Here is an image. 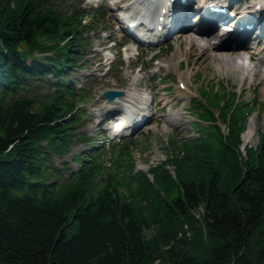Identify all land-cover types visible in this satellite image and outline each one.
I'll use <instances>...</instances> for the list:
<instances>
[{"label":"trees","instance_id":"trees-1","mask_svg":"<svg viewBox=\"0 0 264 264\" xmlns=\"http://www.w3.org/2000/svg\"><path fill=\"white\" fill-rule=\"evenodd\" d=\"M98 14L65 13L47 0H0V264H153L147 222L120 199L111 177L97 188L103 153L82 157L77 171L61 170L53 159L83 139L78 104L84 90L69 76L83 61L84 20ZM48 76L52 90L32 93L31 82ZM239 103L219 108L228 132L216 127L217 150L198 140L199 162L209 153L216 154L215 163L228 157L239 141L234 129L247 116ZM246 154L242 169L230 174L217 167L199 178L184 168L191 159L179 156L162 163L173 164L174 177L162 165L150 170L153 187L167 180L181 187L179 197L165 201L162 227L201 208L211 243L202 257L175 254L169 262L264 264V241L257 242L264 234V147H248ZM166 234L185 247L181 226Z\"/></svg>","mask_w":264,"mask_h":264},{"label":"rangeland","instance_id":"rangeland-1","mask_svg":"<svg viewBox=\"0 0 264 264\" xmlns=\"http://www.w3.org/2000/svg\"><path fill=\"white\" fill-rule=\"evenodd\" d=\"M47 1L55 2L65 13H70L73 8H77L79 12L95 9L100 13L95 18L84 20L88 27L84 29L86 42L83 61L72 69L69 76L70 83L76 89L84 90V100L78 104V109L83 114L78 124V132L83 139H78L67 155L54 156L55 165L61 170H65L63 167L66 165L71 171H77L82 164V157L87 156L86 160H89L90 156L103 153V170L97 178V188H102L104 180L111 177V185L117 189L120 199L135 208L139 217L147 222L144 235L152 249L153 264H172V260L169 261L175 254L197 257L207 254L211 243L207 241L201 208L191 212L186 220L181 218L166 224L165 228L162 227L165 201L179 197L181 187L174 180H167L165 184H156L157 186L153 187L149 184V181L153 180L150 170L159 168L172 156H179L191 159V167L184 168L192 174H198L199 178L208 176L210 171L217 167L225 174H230L235 169L239 172V169H242V161L248 160V147L253 150L264 147V76L257 80L252 77V72H249L248 81L243 83L239 76H233L228 70L219 69L211 63L209 54L198 55L189 66L185 61L170 62L168 66L167 59L179 50L178 42L173 41V38L183 32L156 44H141L139 39L136 40L122 25L123 17L132 14L133 7L127 0ZM246 2L231 8L232 16L237 17L250 3ZM185 10L187 12L188 8ZM152 27L149 25V29ZM130 28V32L136 35L145 32L143 24H135ZM256 31L258 30L251 33L254 37ZM257 35L261 42L252 41L250 45L253 48L249 47L247 50L251 55L264 60V30L258 31ZM215 36L216 34L210 38ZM212 41L215 44V40ZM236 45L235 42L229 43L231 47ZM199 60L205 62L200 69L197 63ZM181 73L185 75L184 84L188 86V90L182 88L178 82ZM47 80L52 82L53 79L49 77L32 81V93L38 95L50 92L52 87ZM152 87L165 88V91L172 94L168 100L178 103L153 113ZM108 89L123 92L135 89L136 93L144 96L147 111L140 117L146 118L143 123L132 129H117L121 119L116 122L112 117L121 111L110 117L107 110H102L105 106H114L109 105L111 103L101 96V93ZM175 91L182 92L183 96L174 97ZM234 100L240 102V110L247 112L245 120H241L234 129V135L238 134L239 141L232 143L228 157L223 156L215 163L216 154L209 153L199 162L201 154L197 151L198 140L209 141L214 147L212 150L220 149L217 147L216 127H219L222 134H227L229 120L224 119L219 108H231ZM171 113L182 115V120L171 123L175 121ZM135 120L132 119V122ZM128 132L130 134L127 136H121ZM248 132H251V137L245 140ZM162 166L174 177L172 163ZM163 168L157 171L160 172ZM177 173L180 181L181 175L179 171ZM173 225H179L185 231L182 240L185 247L175 240H167L170 234L166 233ZM260 234L257 242L264 241V234Z\"/></svg>","mask_w":264,"mask_h":264},{"label":"bare ground","instance_id":"bare-ground-1","mask_svg":"<svg viewBox=\"0 0 264 264\" xmlns=\"http://www.w3.org/2000/svg\"><path fill=\"white\" fill-rule=\"evenodd\" d=\"M180 1L127 0L131 7L136 8L134 14L143 17L140 21L153 26L151 30L145 29L144 31L150 32L156 43L183 32L180 36L173 38V41L178 42L179 50L167 59L168 66H170V62L178 63L180 61H185L186 65L189 66L198 55L209 54L211 63L219 69L228 70L233 76H239L243 83L248 81L249 72H252V77L257 80L261 76H264V60L251 55L247 50L249 47L253 48L250 43L259 40L257 33L258 31L261 32L264 28V22H260L264 17V0H184L181 8L180 4H178ZM246 1H250L246 8L237 17L232 16L230 9L239 7L243 3H247ZM168 2L172 3L171 7H167ZM211 7H217L223 11L216 12L211 10ZM186 8L192 12L190 16L182 12ZM130 17L132 18L133 16ZM256 28H259V30L255 32L256 37H254V34L251 33ZM220 29L223 31L220 32ZM216 31H218L217 34ZM214 34L216 36L210 38ZM212 40H215V44ZM259 41L261 42V40ZM231 42H235L237 45L231 47L229 46ZM211 52L212 54H210ZM197 63L198 69H200L204 66L205 62L204 60H199ZM184 76V73H181L178 82L182 88L188 90V86L184 84ZM135 88H138V86H135ZM151 89L153 91V93L151 92V110L153 113L163 111L165 108H170L178 103L168 100L172 94L165 91V88L152 87ZM135 91V89L125 91L122 97L113 102H108L111 103L109 105L112 106L114 104V106L102 108V110L108 111L110 117L115 112L121 111L122 107L125 108L126 117L123 123H119L118 120L114 119V116L112 117V120L118 122L117 129L120 131L123 128L131 127L130 125L133 124L132 119L138 118L137 121H139V117L144 116V113L147 111L145 108V104L147 103L146 98ZM175 96L181 97L183 94L180 91H175ZM119 103L121 106L117 105ZM121 113L118 115H122ZM171 114L175 120L171 121V123L182 120V115L178 113ZM152 119L154 120L153 117ZM250 137L251 132H248L245 140H248Z\"/></svg>","mask_w":264,"mask_h":264},{"label":"water","instance_id":"water-1","mask_svg":"<svg viewBox=\"0 0 264 264\" xmlns=\"http://www.w3.org/2000/svg\"><path fill=\"white\" fill-rule=\"evenodd\" d=\"M101 96L105 98L108 102H113L115 99L123 96V91L121 90H106L101 93Z\"/></svg>","mask_w":264,"mask_h":264}]
</instances>
